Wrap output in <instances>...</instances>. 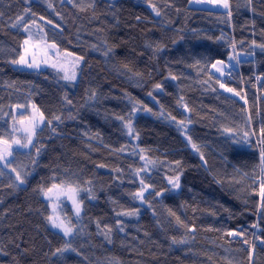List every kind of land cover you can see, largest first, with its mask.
<instances>
[{"label":"trees","instance_id":"1","mask_svg":"<svg viewBox=\"0 0 264 264\" xmlns=\"http://www.w3.org/2000/svg\"><path fill=\"white\" fill-rule=\"evenodd\" d=\"M191 1L75 0L74 6L69 0H0L1 78L8 88L30 89V96L8 91L1 100L0 135L10 132L12 116L29 114L31 103L63 121L37 131L38 156L32 148L17 154L11 167L0 166V264H264V208L257 194L264 180V51L252 43L264 44V0H229L227 11L198 9ZM20 16L45 38L34 29L41 27L61 52L84 56L76 81L11 63L27 38L22 27H13ZM233 43L241 62H231L235 66L221 76L211 64H228ZM93 91L96 98L89 100ZM17 104L26 110L15 113ZM245 131L246 142L236 143ZM141 156L155 161L148 173L137 172L145 165ZM65 168L82 184L91 180L95 194L81 193L82 220L73 218L78 227L70 239L48 224L50 206L34 190L53 169L59 175ZM178 174V193L151 195L169 189L168 178ZM141 179L152 186L148 203L134 196ZM137 209L138 215L123 214ZM66 214L73 216L68 208ZM109 228L111 242L104 235ZM66 243L76 251L53 254Z\"/></svg>","mask_w":264,"mask_h":264},{"label":"snow or ice","instance_id":"2","mask_svg":"<svg viewBox=\"0 0 264 264\" xmlns=\"http://www.w3.org/2000/svg\"><path fill=\"white\" fill-rule=\"evenodd\" d=\"M63 2V0H61ZM70 3H73L75 6V0H69ZM197 2H201V0H197ZM212 3H219L222 4L224 9H229L230 4L229 0H211ZM249 3H251V0H248ZM49 8H52L53 5L49 3ZM153 9L156 11L157 15H160V12L158 9L155 8L153 5ZM83 10V9H81ZM59 15V13H57ZM228 16H231V11H228ZM41 20H44L45 18L43 16L40 17ZM18 22L23 20V16H20L17 18ZM33 24H35V21H32ZM49 24L52 23L51 20L48 21ZM16 25L14 24L13 27ZM56 27H59V25H56ZM42 31V30H41ZM24 32L27 34V38L23 40L22 42V48L23 52L19 54V58L12 60L11 63L13 64H19V65H25L28 68H39L40 62L36 59V53L33 51V49L40 48L41 44H44L45 47L41 49V51L44 52L45 55L48 54L49 50H52V54L57 57V61L53 62L51 64V67L57 70L58 73L62 72L63 74L60 75V79L68 82H74L77 79L78 75V69H80L81 63L84 61V56L82 55H76L73 52H69L67 50L61 52V50L58 48L55 42L48 44L46 40V34L44 39H37V41H33V33L29 30V27L24 26ZM39 36V33L36 34ZM253 45L260 48L262 51H264V44L256 45V42H252ZM233 49V54L228 57L229 63L226 64L224 60H217L215 63L211 64V68L215 69L217 73H219L221 76L225 74V69H231L235 65L231 64V61H235L236 65L240 64V53L236 51V44L233 43L231 45ZM248 56L254 55V51L245 53ZM107 55V53H105ZM31 57V59H29ZM43 63L47 64L48 60H44ZM199 63V62H198ZM230 74V72H229ZM173 79H176V77H172ZM257 79H260V77H257ZM220 83V81H217ZM161 85L157 84L156 88H160ZM221 88H225L226 91L234 93L236 96H240L241 99H244L243 96H241L240 92L236 91L234 88H227L225 84L220 83ZM151 95V93H149ZM96 98L95 91L92 92V94L88 97L89 100H94ZM64 100L67 104H71L72 101L67 98V95L64 96ZM247 103V101H245ZM17 109L26 110L25 104H17L14 106ZM186 107V106H185ZM30 113L25 116L21 114L19 117L12 116L11 119L13 121L10 132H5L3 135H0V162L4 163L5 167H11L12 161L9 160L10 157H13V145L17 146V149H32L35 148L36 155L38 156L40 154L41 148L36 147L33 144V138L36 137L37 131H42L45 124L47 126H51L53 124V121L63 122L60 115H53L51 119L47 118L43 111L35 104H30ZM135 109V107L133 108ZM148 111H151L148 109ZM70 119H74L75 117L70 116ZM120 119H123L121 117ZM173 120H175V117H172ZM250 119V117H249ZM27 121L26 126L24 127H17V125H25V122ZM180 124H184V121H180ZM128 128V134H132V125L131 123L127 124ZM53 132L56 131L55 128L51 129ZM225 132L231 133L232 129H224ZM17 132H23L25 134L23 142L20 138L15 136V133ZM254 134V133H253ZM6 136L11 137V139L5 138ZM260 136L264 137V128L260 129ZM249 137V132L245 131L243 133V137L240 141H236V143H242L246 142V138ZM188 140L191 142V137H188ZM264 143V140L261 141ZM192 148L196 149L197 152H199V147L192 143ZM143 152L144 150L141 149ZM142 160H145L144 167L137 170V172L145 171L148 165L155 164V161L148 159L145 156L140 157ZM260 158H261V164H262V171H264V149H261L260 152ZM201 160L204 162V164L207 163V161L203 160V154L201 153ZM35 163V161H33ZM179 162L177 161V164ZM12 171L16 173V180L19 181L20 184L25 183V179L21 177L20 172H18L15 168H12ZM119 171V169H117ZM52 175H50L47 178V182H42L37 185V188L34 189L37 191L42 197H44L49 203L52 208V213L47 215L45 219L47 220L48 224H50L51 228L59 230L65 237L72 236L75 232L76 228L78 227V224H73L72 220L73 218L76 219L77 222L82 220V212L84 211V198H81V193H87L88 199H95V194L93 192L92 188V181L91 180H85L83 184L80 182L79 176L76 172L71 171L70 169H62L61 173L57 175L56 170H52ZM3 175V170L0 169V176ZM25 175H28V173H25ZM168 183L171 185V189H179L180 188V175H176L174 177L168 178ZM47 184V186H46ZM140 184L142 185L141 189L134 193L135 198H138L141 202L148 203L145 200V192L148 191L149 188H151V185H147L144 183V180H140ZM11 186V185H9ZM170 189H165L162 191H153L151 195L153 196H163L165 191H169ZM258 196L260 198V207L264 208V180H261L258 190ZM64 198L66 201L70 202L71 204V210L73 212V216H68L67 210L64 208H60V211H57V208L63 203L62 199ZM150 206V205H149ZM138 209L133 212H126L123 213L124 215H138ZM61 212H64V215H61ZM172 215H175L172 213ZM177 221L179 222V217H177ZM253 227H257V225H253ZM190 231H195V228L189 229ZM82 231V229H81ZM120 231H123V228L120 229ZM111 229L109 228L106 233H104L106 240L108 242H111L110 240V234ZM227 235L229 236H237V235H243V232H228ZM174 244H184L187 243L186 240H176L173 238L172 241ZM245 243H248V241H244ZM255 246H252V249L254 251ZM72 251L75 252L76 249L71 248L70 243H66L63 248H57L55 254H63L65 252ZM249 259H251V253L249 255Z\"/></svg>","mask_w":264,"mask_h":264},{"label":"rangeland","instance_id":"3","mask_svg":"<svg viewBox=\"0 0 264 264\" xmlns=\"http://www.w3.org/2000/svg\"><path fill=\"white\" fill-rule=\"evenodd\" d=\"M109 1H116V0H109ZM191 5L193 7H195V8H198V9H206L207 8V9H211V10L219 9L220 11H227L228 10V9H224L223 6H222V4L212 3L211 0H201V2H197V0H192L191 1ZM38 24H40L42 27L44 26V28L46 29V25L44 23H40L39 21L38 22L35 21V24L34 25L37 26ZM15 25L17 27H22V30L24 31V28L23 27L26 25V19L23 18V20L22 21H19V22L17 20L15 22ZM34 29L37 30V31L40 30V33L45 36V32H44V30L41 27H35ZM31 32L33 33V41L34 42L37 41V39H44L42 37V35H40V34H39V36H37L36 35L37 32H33V31H31ZM44 47H45V45L44 44H41L40 48L33 49V51L36 53V59H37V61L40 62V67L39 68H28L25 65H19V64H16L15 67H17V68H19L21 70H27V71H37V72H41V71H44V70H47V69H53V70H55L57 72L56 69H54L53 67H51V64L53 62H56L57 61V57H55L52 54V50H49L48 51V54L45 55L44 52L41 51V49H43ZM29 59H31V57H29ZM44 60H48V63L47 64L43 63ZM231 62L233 63V61H231ZM60 73L63 74L62 72H60ZM8 91H12L13 93H15L16 96H18L20 98L30 96V89L28 87L24 86V85H16V86H14L12 88L6 87L4 85V82H3L2 78H1V73H0V102H1V100L3 99V97L6 95V93ZM30 111H31V109H30ZM30 111H29V113H30ZM14 112L15 113L24 112V110L15 108L14 109ZM2 120H4V119H2ZM26 124H27V121L25 122V125H18L17 127H24V126H26ZM15 136L18 137V138H20L21 141L23 142L25 134L23 132H17V133H15ZM8 139H11V137H8ZM33 140H34V138H33ZM13 149H14V151H13V157H10L9 160H12L17 154H21L25 150L26 151L30 150V149H17V146L16 145H13ZM0 166L5 167L3 162H0ZM145 171L148 173V171H149L148 166L145 169ZM169 189H170L169 191L171 193H178V191H179V189H171V185L170 184H169ZM147 192H149V189H148V191L145 192V194ZM145 194H144V196H145ZM61 199H62L63 203L57 208V211H60V208H64L66 210L68 208V209L71 210V204H70V202L66 201L64 198H61ZM44 200L50 206V203L45 198H44ZM138 201L140 203H142L139 199H138ZM50 211L52 213L51 206H50ZM71 212H72V210H71ZM64 214H65L64 212H61V215H64ZM72 214H73V212H72ZM81 215H83V212H82ZM53 230H55L56 232L62 234L57 229H53ZM72 236H69V237H65L64 236V237L67 238V239H70Z\"/></svg>","mask_w":264,"mask_h":264},{"label":"water","instance_id":"4","mask_svg":"<svg viewBox=\"0 0 264 264\" xmlns=\"http://www.w3.org/2000/svg\"><path fill=\"white\" fill-rule=\"evenodd\" d=\"M184 113H185V115L187 116V114H188L187 111H184ZM203 165H204V167H205V164H204V163H203Z\"/></svg>","mask_w":264,"mask_h":264}]
</instances>
